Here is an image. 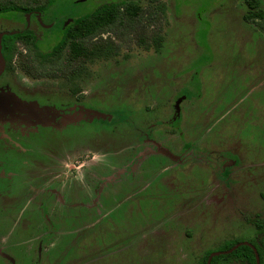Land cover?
Listing matches in <instances>:
<instances>
[{"label": "rangeland", "instance_id": "1", "mask_svg": "<svg viewBox=\"0 0 264 264\" xmlns=\"http://www.w3.org/2000/svg\"><path fill=\"white\" fill-rule=\"evenodd\" d=\"M119 1L136 4L144 18L92 40L86 59L71 49L47 55L71 21ZM259 5L264 12V0ZM245 15L242 0H55L44 11L54 24L33 23L37 47L22 41L13 58L26 97L99 98L96 106L109 112L110 103L136 102L147 110V131L166 121L163 139L181 146L170 159L144 136L147 159L128 185L95 190L83 180L69 199H51L46 215L36 204L33 217L3 215L0 264H200L207 251L255 234L241 215L264 218V23L259 29ZM24 26L23 13L0 14V31ZM33 112L0 110L26 121L33 117L22 113ZM99 154L75 164L82 167L74 175L86 177Z\"/></svg>", "mask_w": 264, "mask_h": 264}, {"label": "flooded vegetation", "instance_id": "2", "mask_svg": "<svg viewBox=\"0 0 264 264\" xmlns=\"http://www.w3.org/2000/svg\"><path fill=\"white\" fill-rule=\"evenodd\" d=\"M44 11L33 9L31 12L23 13L25 26L0 31L1 43L5 35L17 31L28 29L35 33L32 28L33 23H37L38 27L43 29L50 28L54 23L44 22ZM245 17L246 15L243 17L245 22L256 24L258 28V22L264 23V19H246ZM104 33L99 36L104 37ZM113 36L116 37L114 34ZM21 42V40L16 42L14 55L17 45ZM5 62V69L0 75V97H4L6 103L0 106V110L13 111L14 108H26L32 104L37 106L40 104L41 107L38 106L37 113H22L32 115L33 118L29 121L0 114V218L3 215L13 216L19 213V216L26 214V217L27 215L33 217L35 204L38 208L41 207V211L46 215L51 199L58 198V195L69 199L73 195V190L78 189V185H83V180H88L86 183L90 187L94 186L95 190H99L100 183H108L112 188L128 185L131 183V174L137 165L141 166L147 159L142 160L141 156H145L146 149L150 147L147 144L146 149L143 147L148 135L154 143V152L156 149L160 151L164 149L168 152L167 157L170 159L177 157L176 151H179L181 145L172 140L163 139L162 131H165L164 126H168L166 121L156 119L157 121L151 124V131H147V128L151 127H148V123L145 122L147 110L144 107H132L138 103L116 101V103L108 104L110 105L108 108L115 110V112H109L103 110L101 108L103 106H96L101 104L98 101L99 98H94L96 103L87 104L82 97H65L56 100L49 97H26L24 94L26 89L17 81L18 68L14 64L9 65L6 60ZM86 104L91 106L87 107ZM171 109L173 112L176 111L173 105ZM163 110L164 107H160V113H163ZM116 113L119 114L116 115ZM172 120H177L174 113L170 122ZM176 125L179 133L181 128L178 122ZM174 131L176 132L175 129ZM93 136L94 138L91 139ZM102 139L108 140L109 143H99ZM182 148L188 150L190 146L184 145ZM94 152L100 153V156L87 171L86 177L75 176L74 173L82 167L81 164L78 166L75 164L83 162V158L90 157L88 154ZM66 168L70 177L62 178L59 176L62 173L60 171ZM68 172L65 171L62 174L66 175ZM64 180L67 181L64 186H61ZM241 216L255 234L248 240L235 241L237 244L243 243L241 246L250 247L256 255V260L258 255L259 264H261L260 255L251 243L257 238L259 231L255 224L248 222V219L263 223L264 218L258 214H242ZM262 242L264 243V240ZM224 246L217 250H210L211 254L228 251L221 250Z\"/></svg>", "mask_w": 264, "mask_h": 264}, {"label": "trees", "instance_id": "3", "mask_svg": "<svg viewBox=\"0 0 264 264\" xmlns=\"http://www.w3.org/2000/svg\"><path fill=\"white\" fill-rule=\"evenodd\" d=\"M242 1L247 8L246 19H264V12L260 8L259 0ZM54 2L55 0H49L45 6H38L36 8H27L11 3H0V14L10 12L25 13L31 12L33 9L44 11ZM138 17L144 18V15H142L141 9L136 4L126 1L100 4L68 24L63 30L60 39L53 46L52 51L47 55L59 56L67 49H71L73 55L86 59L91 55V52L85 48V45L89 44L103 32L113 31V28L118 26L121 28L124 22L131 24V22L138 21ZM114 35L121 39L118 33L114 32ZM18 40L33 44L37 47L36 35L31 30L25 29L5 35L2 40V54L9 65L13 64L14 50ZM248 222L255 224L258 228L259 234L251 243L256 247L260 255L261 264H264V243L262 242L264 240L262 238L264 236V231H262L264 222L261 223L259 221L257 223L256 221H251V219H248ZM235 244H237L236 241H231L221 250H229ZM210 254L211 251H207L202 257L200 264H206ZM211 264H257V260L254 251L250 247L241 246L230 254L213 257Z\"/></svg>", "mask_w": 264, "mask_h": 264}, {"label": "water", "instance_id": "4", "mask_svg": "<svg viewBox=\"0 0 264 264\" xmlns=\"http://www.w3.org/2000/svg\"><path fill=\"white\" fill-rule=\"evenodd\" d=\"M1 38H2V36H0V75L3 73V71H4V69H5V64H6V62H5V59H4V57H3V54H2V43H1ZM6 102H5V98L4 97H0V106L2 105V104H5ZM29 106H33V107H35L37 110H38V112H39V108L37 107V106H35V105H29ZM241 245H243V243H239V244H237L236 246H234L232 249H230V250H228V251H225V252H215V253H212L210 256H209V258H208V261H207V264H210V262H211V259L214 257V256H216V255H221V254H229V253H231L232 251H234V250H236L239 246H241ZM257 264H259V257H258V255H257Z\"/></svg>", "mask_w": 264, "mask_h": 264}]
</instances>
